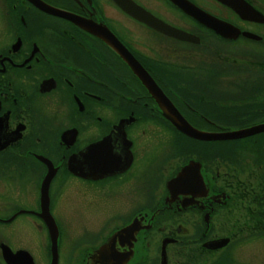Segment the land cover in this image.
Returning <instances> with one entry per match:
<instances>
[{
	"label": "flooded vegetation",
	"instance_id": "1",
	"mask_svg": "<svg viewBox=\"0 0 264 264\" xmlns=\"http://www.w3.org/2000/svg\"><path fill=\"white\" fill-rule=\"evenodd\" d=\"M43 1L81 23L0 0V264H51L40 217L48 173L57 264H264V128L218 141L184 135L127 64L133 56L194 129L259 126L264 0H233L254 20L216 0H187L226 22L223 38L173 0H131L156 26L198 42L113 0ZM116 199L124 206L110 208ZM84 212L98 227L66 242L56 213Z\"/></svg>",
	"mask_w": 264,
	"mask_h": 264
},
{
	"label": "water",
	"instance_id": "2",
	"mask_svg": "<svg viewBox=\"0 0 264 264\" xmlns=\"http://www.w3.org/2000/svg\"><path fill=\"white\" fill-rule=\"evenodd\" d=\"M30 2H33L38 8H40V10H44L47 11L50 14H57L58 16L61 17H66L69 18L70 21L72 22H76V23H81V20L79 18V16H72L69 15L67 12H62L59 11L57 8H55L54 6L51 7L49 6L47 3H45L43 0H29ZM115 3H118V5L121 7V9L126 12L129 13L133 18L135 19H141L143 20L145 23H150L151 25H154V27H156V29H158L159 31H163L165 33H167V35H172L174 36L176 39L179 40H186V41H197L196 37L194 36H190L188 35L185 31H178L175 30V28L173 27H169L167 25H165V23H159L158 26L155 25V23L151 20H149V18L147 19L146 17L143 16V14L141 12L136 11V6L134 5L133 2H131V0H113ZM217 2H219L220 4H227L229 5L231 8H234L233 10L235 12L238 13V15L242 18L244 17H248L249 19L252 18L253 20L256 18L255 14H257V12L252 11L249 7H246L245 5L243 6H239L237 5V3H234L233 0H216ZM174 4L180 9L185 11V14L188 15L189 17L194 18L199 24H203L204 26H206V28L210 29V30H214V32H216L220 37H226L227 36V24L226 22H222L219 19H216V17L211 16L209 14L206 13L205 10L203 9H198L197 7H195L194 4H192L191 2L189 3V1L187 0H173ZM259 15V14H258ZM82 26L84 30H88L90 31L92 34H98V29H94L89 21L87 19H83L82 18ZM109 33V32H108ZM115 40V39H113ZM117 42V41H116ZM198 42V41H197ZM118 44V43H117ZM120 45V44H119ZM121 49L122 51L126 53V51L123 49V46L121 45ZM129 62V63H128ZM127 64L129 66H132L131 68L133 69L134 73L136 76L139 77V80L143 83L144 86H146L147 90L151 93V95L153 94L154 96H156L157 102L163 107L164 109V114L167 117V119L169 120V122L171 123V125L173 127H176L178 130H180V132H182L184 135H188L191 138L197 140L200 139L202 141H207V140H214V141H218V140H228L230 138L233 139H239V137H246L249 136L252 133H256L258 131H260V129L264 128V123L263 124H259V126H250L248 129H239L238 131H229L228 133H217V134H211V133H203L200 130L194 129L192 126H190L186 121H184L182 119L181 116H179V114L176 112L175 108L168 102V100L166 99V96L162 95L160 93V91L157 89V86L154 84V82L152 81V79L149 78V75H147L145 73V71L141 68L140 65H138L135 61L133 56H129ZM96 146H91L90 148H88V150H92V152H94ZM91 170H95V166H92L90 168ZM72 171L77 174L79 177L85 176L87 173L85 172H81V168L78 167L77 171H76V167H72ZM48 176L45 177L44 181L42 182V198H41V207H43V211L40 214V217H43L49 230V235H50V239H51V264H57L58 261V252H57V242L59 240L58 238V227L56 225V222L54 220V217H51L50 213H49V196L47 195V188H49V182H50V178L52 177V174L49 175V173L47 174ZM91 175V174H90ZM97 174H93V176H91L92 178L95 177ZM177 182V178L172 179L171 181H169L167 184L169 187H173L175 185V183ZM134 224L133 222L130 223L129 226H127V228H125L124 230H122L121 232H125L128 229H130L131 227H133ZM219 245V244H218ZM217 246V245H216ZM218 247V246H217ZM161 264H164L163 259L161 260Z\"/></svg>",
	"mask_w": 264,
	"mask_h": 264
},
{
	"label": "rangeland",
	"instance_id": "3",
	"mask_svg": "<svg viewBox=\"0 0 264 264\" xmlns=\"http://www.w3.org/2000/svg\"><path fill=\"white\" fill-rule=\"evenodd\" d=\"M200 1L203 2L206 0H199V2ZM203 62L207 63V58H205V60ZM214 62H216V63L218 62L217 56H214L213 64H214ZM122 206H124V203L122 204L120 201H118L116 199L111 204L110 208L115 209V207L121 208ZM91 215H93V217ZM82 216L83 217H79V216L75 215V216L69 218L68 215L63 217L61 214L56 213V217L58 218L57 220L61 224V226L63 227V230H61L62 237L65 236L66 242L74 243L77 239L79 240V237L83 238L82 237V235L84 234V231L82 230L83 228L89 229L90 232H93L98 227L97 224H98V221L100 219H99V217H96L95 213L91 214L88 212H84V213H82ZM65 217L68 218L69 220H66ZM81 223H82V226H80ZM74 224H75V227L73 228V226H71V225H74ZM255 247H256V245H255ZM255 247H253V248H255ZM255 251H257L256 248L254 249L253 252H255Z\"/></svg>",
	"mask_w": 264,
	"mask_h": 264
}]
</instances>
